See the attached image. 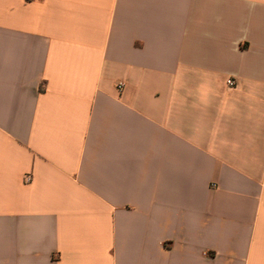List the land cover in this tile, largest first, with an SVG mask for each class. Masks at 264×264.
Returning <instances> with one entry per match:
<instances>
[{
    "label": "crops",
    "instance_id": "obj_1",
    "mask_svg": "<svg viewBox=\"0 0 264 264\" xmlns=\"http://www.w3.org/2000/svg\"><path fill=\"white\" fill-rule=\"evenodd\" d=\"M0 264H264V0H0Z\"/></svg>",
    "mask_w": 264,
    "mask_h": 264
},
{
    "label": "built area",
    "instance_id": "obj_2",
    "mask_svg": "<svg viewBox=\"0 0 264 264\" xmlns=\"http://www.w3.org/2000/svg\"><path fill=\"white\" fill-rule=\"evenodd\" d=\"M228 84L231 86V87H234L235 86V81L234 80H232V79H230L229 81H228ZM123 84H121L120 86H122Z\"/></svg>",
    "mask_w": 264,
    "mask_h": 264
}]
</instances>
